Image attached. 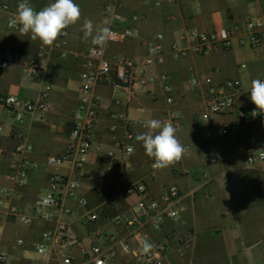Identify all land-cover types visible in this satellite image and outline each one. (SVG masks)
Instances as JSON below:
<instances>
[{"label": "crops", "instance_id": "obj_1", "mask_svg": "<svg viewBox=\"0 0 264 264\" xmlns=\"http://www.w3.org/2000/svg\"><path fill=\"white\" fill-rule=\"evenodd\" d=\"M108 1L111 0H75L82 11L81 20L67 28L61 45L55 42L47 47L39 40H31L30 34L20 32L19 28L6 27L8 12L15 14L19 0H0V95H15L37 103L46 84L50 87L48 101L56 108L54 113L44 111L40 119L27 114L21 122H15L0 106L5 150L0 158V186L13 189L7 175L19 156L35 163L27 184L15 187L7 204L30 215L34 198L50 190L49 175L59 174L78 183L73 195L63 197L62 208L47 209L53 214L51 221L34 218L30 226H23L15 215L4 212L0 252L7 255L6 264H29L41 232L52 229L57 221L68 223L75 239L62 247L47 246L49 261L45 264H61L62 253L71 255L73 264H81L85 258L82 249L105 244L100 238L103 235L127 243L133 251L135 246L128 227L114 224V218L119 213L128 214L135 198L123 191L139 179H144L154 194L163 184L175 185L181 191L177 204L184 211L176 219L164 221L161 232L149 231L151 244L164 237L168 240L162 264H264V164H248L244 160L246 153L264 146V117L245 123L236 113L256 108L248 91L252 80L264 78V42L250 47L234 41L229 48L197 54L192 51L193 42L178 38L190 30L210 33L220 28L244 37L245 22L264 14V0H121L124 4L116 9L114 24L118 28H132L135 36L121 44L107 43L106 57L123 55L133 62L140 79L164 74L167 80L156 79L146 84L131 101L118 89L95 87L91 94L97 102V120L84 167L74 173L67 164L56 168L45 165L47 156L59 155L66 147L78 88L91 68L86 52L92 43L83 40V20L91 19L100 29L101 8ZM2 2L7 4L8 12L1 8ZM51 2L30 0L37 11ZM155 33L162 34L163 56L160 62L147 64L141 40ZM172 43L183 51L178 58L170 51ZM31 58L39 61V78L25 77L21 72L20 63ZM192 77L197 79L194 87L189 83ZM230 78L242 80V90L235 96V110L213 115L209 120L201 119L202 101L195 92L203 93L207 86ZM167 96L173 98L174 106L180 110L181 129L176 136L189 146V152L174 165L158 170L151 168L154 160L145 154L136 136L146 130L143 125L148 119L164 120ZM115 99L121 103L116 105ZM216 127L224 128L223 135L205 138L204 133ZM125 128L133 134L134 152L130 157L132 166L122 178L121 164L117 158H108L106 151L114 148ZM17 134L23 135L32 146L31 153H15ZM119 154L115 150V156ZM210 158L215 162L209 163ZM102 173L106 177L101 178ZM203 173H207L206 179L202 178ZM78 196L88 202L84 209L76 208ZM87 210L97 211L99 217L87 221ZM18 240L22 243L18 244ZM108 264L143 262L134 253H123L115 245Z\"/></svg>", "mask_w": 264, "mask_h": 264}, {"label": "built area", "instance_id": "obj_2", "mask_svg": "<svg viewBox=\"0 0 264 264\" xmlns=\"http://www.w3.org/2000/svg\"><path fill=\"white\" fill-rule=\"evenodd\" d=\"M124 4L121 0H111L105 3L101 8L102 25L100 27L109 28L107 43L121 44L135 36V32L130 27L118 28L115 26L113 17L117 8ZM1 8L8 12V6L5 2L1 3ZM14 13L8 12L6 18V27L15 29L10 25V20ZM244 37H239L237 33L231 29L220 28L210 33L198 32L190 30L186 34L178 36L179 41L193 42L192 51L197 54H208L218 48H229L233 42L250 47H258L264 42V14L259 19L248 20L244 24ZM67 35V28L61 35L56 45H61L63 39ZM162 34L155 33L148 39L141 40L147 54V64L160 62L163 56ZM106 43V44H107ZM105 44V45H106ZM105 45H90L87 49V56L90 59V70L86 72L78 88V101L73 113V119L68 134V140L64 151L59 155H49L45 159V165L49 168H56L59 165L67 164L69 169L74 173H79L84 167L90 149L93 145V127L97 120V102L93 98L91 91L98 86H108L112 89H118L125 93L126 100H133L136 95L144 90L146 84L153 83L157 80L166 82L167 76L164 74L158 77H147L140 79L137 76L136 67L132 61L123 55L115 54L110 57L105 55ZM42 48V46H41ZM170 51L174 58H178L183 51L177 49V44L170 45ZM21 72L25 77L39 78L40 67L39 61L35 58L29 59L27 62L20 63ZM244 68V65H241ZM261 80H264L262 78ZM191 86L197 85L195 77L190 78ZM50 87L43 85L40 96L41 99L37 103L23 101L15 95H0V106L6 109L7 113L15 122H21L25 115L33 114L37 119L42 117L44 111L54 113L56 108L50 105L48 101V93ZM242 90V80L225 79L216 85H209L203 93L195 92V96L202 101V110L200 117L203 120H209L213 115H222L235 110V96ZM167 108L164 113L163 121H170L177 129L176 134L181 129V113L174 106V100L171 96L164 99ZM114 103L119 105L120 99H115ZM253 111H237L239 118L244 119L245 123H251L256 117H264V115H251ZM225 132L224 128L216 127L209 129L204 133L205 138L214 139L220 137ZM2 127L0 126V158L5 150L2 144ZM18 144L15 145V153L18 155L28 154L33 151L32 146L27 143L26 138L17 134ZM133 134L128 128H125L121 137L115 141L114 148L106 151L108 158L114 160L117 158L122 167V178L124 172L131 168L130 157L134 152L132 144ZM186 149L184 155L188 154L189 146L183 144ZM132 149L130 152L129 149ZM115 150L119 151L118 157L115 156ZM244 160L248 164L260 162L264 164V146L248 152L244 155ZM209 163L215 162L214 158L208 160ZM153 164V163H152ZM151 164V168L153 169ZM35 163L24 158L18 157L17 161L11 168V172L7 175V180L11 183L12 188L22 187L27 184L28 176ZM101 178L106 177V173H102ZM207 173L202 174V178H207ZM50 190L43 194H38L32 203V213L26 215L18 207H10L7 203L12 193L11 187L0 186V234L2 231L1 222L5 211L15 215L18 222L23 226H30L34 218L51 221L53 214L47 212V209L62 208L63 197L73 195L78 188V183L59 174H51L48 177ZM127 196H133L135 201L128 207V214L119 213L114 218V224L124 225L128 227V233L135 249L132 251L127 243L113 239L111 236L103 235L101 240L105 244H94L88 249H82L85 258L81 264H108L109 259L114 252V246L119 245L123 253H134L136 257L142 260L143 264H162L163 258L169 248L168 240L164 237L152 243L153 247L148 253L142 250L144 240L149 242V231L161 232L163 223L166 220H174L184 211L182 205H178L181 198L180 189L172 184H163L160 186L157 194H154L144 179L136 180L130 183L123 191ZM88 205L87 200L83 196L76 197V208L84 209ZM64 212L69 213L67 209ZM87 221H95L99 217L97 211L87 210L85 213ZM74 236L68 223L57 221L52 229H46L40 234V242L34 246V257L30 259L29 264H45L49 261V253L47 246L58 245L62 247L67 242L74 240ZM18 244L22 241L18 240ZM30 258V257H29ZM61 264H73L71 255L67 253L60 254ZM7 255L0 252V264H6Z\"/></svg>", "mask_w": 264, "mask_h": 264}, {"label": "clouds", "instance_id": "obj_3", "mask_svg": "<svg viewBox=\"0 0 264 264\" xmlns=\"http://www.w3.org/2000/svg\"><path fill=\"white\" fill-rule=\"evenodd\" d=\"M81 17V8L75 0H53L39 11L34 9L30 0H19L10 25L18 27L26 35L30 34L31 40H39L43 46L51 47L64 34V30L77 24ZM81 30L85 42L90 40L92 44L101 46L107 43L109 28L97 29L91 19L85 18ZM248 92L256 106L251 115H264V80H252ZM143 127L146 130L138 134L136 140L142 142L145 154L154 160L153 169L168 168L182 159L186 149L178 140L177 129L170 121L148 119ZM152 247L147 240L143 241L144 253H148Z\"/></svg>", "mask_w": 264, "mask_h": 264}]
</instances>
